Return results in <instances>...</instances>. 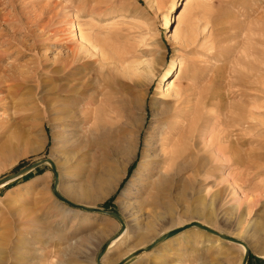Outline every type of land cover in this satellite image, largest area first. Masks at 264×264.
<instances>
[{
  "label": "rangeland",
  "instance_id": "rangeland-1",
  "mask_svg": "<svg viewBox=\"0 0 264 264\" xmlns=\"http://www.w3.org/2000/svg\"><path fill=\"white\" fill-rule=\"evenodd\" d=\"M48 160L105 212L59 200ZM193 220L226 238L192 226L123 264H264V0H0V264H98L122 234L116 264Z\"/></svg>",
  "mask_w": 264,
  "mask_h": 264
},
{
  "label": "bare ground",
  "instance_id": "bare-ground-1",
  "mask_svg": "<svg viewBox=\"0 0 264 264\" xmlns=\"http://www.w3.org/2000/svg\"><path fill=\"white\" fill-rule=\"evenodd\" d=\"M45 9V8H44ZM52 11V10H51ZM41 14V13H40ZM42 15V14H41ZM55 16V13L53 14V17ZM178 21H179V17H178V19H177ZM74 23V22H73ZM70 20H69V22H68V25H69V27L71 28V34H72V36H73V40L75 41V43H76V45H77V50H82V51H87L88 53H90L91 54V56H93V55H95V54H98V56H99V58H101V59H104L103 58V56L100 54V52H99V50H98V48H97V45L95 44V39L93 40V37L91 38H88V36H84V35H82V33L81 32H77V33H74V24H73ZM69 28V29H70ZM67 33V32H66ZM95 38V37H94ZM97 43V42H96ZM80 52V51H79ZM75 61V60H74ZM68 63L69 64H72L73 63V60L71 61V60H69L68 61ZM170 81V80H169ZM169 81H168V84H166V85H164L162 88H161V86H160V91H159V93H160V95L162 96V97H165L166 95H167V93H168V91H170L173 87H174V80H171V82L169 83ZM93 110V109H92ZM91 110V111H92ZM86 112H89V113H87L86 115H88V116H90L92 113L90 112V110H87ZM93 112H94V110H93ZM91 113V114H90ZM94 114V113H93ZM89 119V118H88ZM73 122V121H72ZM65 127H66V129H68V131H70V130H72L73 129V127H75L74 126V124L73 123H71L69 120H68V122H65ZM173 132V129L172 130H169V132H168V134H170V133H172ZM175 132V131H174ZM173 132V133H174ZM171 135V134H170ZM167 137V136H166ZM165 137V138H166ZM170 138V137H169ZM169 138H167V140L169 139ZM233 145V143H230V146H232ZM172 146V145H171ZM170 146V147H171ZM177 146V145H176ZM163 147V146H162ZM162 150V149H161ZM176 151L177 150H175L174 148L171 150V151H169V152H164V153H162L161 154V160L163 161V163H166V161H168L167 163L168 164H173V165H175L177 162H179V163H181L182 161H184V158L183 159H181V157H182V155H181V153H179V154H177L176 153ZM219 155L221 154V152L220 151H216ZM233 153V152H232ZM233 157H235V155L234 156H231V158L230 159H232V161H233ZM235 160V159H234ZM229 163V162H228ZM233 163V162H232ZM185 167H181L180 169H179V171H178V174H181L183 171H185V169H184ZM152 173H151V177H152ZM227 182V181H226ZM162 184H164L162 181H159V182H157L156 184H151L150 185V188L153 190V191H155V192H157V191H160V190H162V188H163V185ZM230 185H233V183H231ZM233 187V186H232ZM131 188H132V186H130V189H128V190H126V194H124V196L125 197H127L128 195H131L132 194V192H131ZM231 188V187H230ZM232 191L231 192H233V190L234 189H231ZM234 193V192H233ZM71 200H73V201H75L76 203H82V204H91V203H94V201H92L91 200V198L89 197V196H86V195H80V196H76V195H70V196H68ZM229 212V211H228ZM231 212V211H230ZM124 233V232H123ZM179 233H181V232H179ZM179 233H177V234H175L174 236H172V237H170V238H168L167 240H169V239H171V238H173V237H175V236H177ZM122 234H120V235H118V236H116V238L115 239H113V240H111V242L108 244V246H107V249H110L119 239H121V236ZM201 239H202V236L200 237ZM190 239V238H189ZM157 240V239H156ZM156 240H154L151 244H153ZM161 242H166V240H164V241H161ZM161 242H159V243H161ZM150 244V245H151ZM158 244V243H157ZM157 244H154L153 245V247L155 246V245H157ZM241 249H242V252H246V248H245V246H240V245H238ZM143 247V246H142ZM152 247V248H153ZM151 248V249H152ZM150 249V250H151ZM100 264H101V261H100ZM242 264V263H241Z\"/></svg>",
  "mask_w": 264,
  "mask_h": 264
},
{
  "label": "water",
  "instance_id": "water-1",
  "mask_svg": "<svg viewBox=\"0 0 264 264\" xmlns=\"http://www.w3.org/2000/svg\"><path fill=\"white\" fill-rule=\"evenodd\" d=\"M41 162H43V161H41ZM41 162H38V163L33 164L32 167H33V166H34V167L37 166V165L40 164ZM48 162L50 163V165H51V169H52V171H53V173H54V175H55V182H54V184H53V193H54V195H55L59 200H61L62 202H65V203H67V204H69V205L72 206V207L82 208V209H85V210H87V211H100V212H105L104 210H102V209H100V208H97V207H92V208H90V207H87V206H85V205H83V204L74 203V202H72L71 200L65 198L63 195H61V193H59V191L57 190V171H56V169H55L54 164H53L51 161H49V160H48ZM107 213L110 214V215H112V216H114L115 218H117V219L120 221V223H121V225H122V227H121V231H123V229L125 228V224L123 223L121 217H120L116 212H114V211H110V212H107ZM192 226L198 227V228H200V229H202V230H204V231H207V232H209V233H211V234H214V235L220 236V237H222V238H226V236H224L223 234H220L218 231H215L214 229L210 228L209 226H207V225H205V224H202L201 222H198L197 220H193V221L188 222L187 224H185V225H183V226H181V227L174 228V229H171V230L165 232L164 234H162L161 236H159V238H157V240H156L153 244H151V245H147L145 248L137 249V250L134 251L130 256H127V257L123 258L122 260H120V261L117 262L116 264H123L128 258H130V257H132V256H134V255H137V254L141 253V252L144 251V250H150V249L153 247L154 244H157V243H159V242H161V241L167 240L168 238L174 236L175 234H177V233H179V232H181V231H183V230H185V229H187V228H190V227H192ZM107 245H108V244H105V245L103 246V248L101 249V251H100V253H99V255H98V258H97V259H98V261H97L98 264H100V258H101L102 255L105 253V250H106V248H107ZM246 258H247V253H245V256H244V258H243V262H242V264H245V262H246Z\"/></svg>",
  "mask_w": 264,
  "mask_h": 264
}]
</instances>
